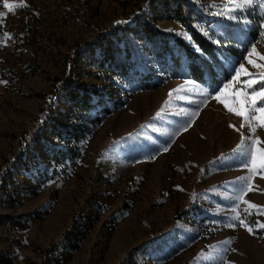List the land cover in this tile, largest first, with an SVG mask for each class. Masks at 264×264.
<instances>
[{
    "label": "rangeland",
    "instance_id": "obj_1",
    "mask_svg": "<svg viewBox=\"0 0 264 264\" xmlns=\"http://www.w3.org/2000/svg\"><path fill=\"white\" fill-rule=\"evenodd\" d=\"M8 2L17 7L8 11L0 0V171L45 112L49 116L39 133L45 143H60L56 133L70 120L63 103L51 100L67 73L72 47L101 35L111 24L132 23L143 4V0ZM198 2L208 15L237 22L235 45L242 55L225 63L229 79L212 87L164 73L156 87L144 89L117 74L102 72L97 78L90 74L98 73L97 68L85 64L77 68L78 80L119 103L85 139L68 172L46 175L51 165L45 145H32V156H23L29 169L21 164L11 168L7 191L13 198L0 199V213L33 214L26 227L0 222V254L13 264H264V228L258 226L264 224V169L250 171L251 153L264 149V127L256 126L253 136L244 118L215 99L230 82V97L233 92L251 94L259 89V84L246 85L259 79L264 68L244 57L253 44L264 55L260 35L264 21L256 9L258 4L264 9V0ZM219 21L211 23L217 45L229 37ZM149 23L196 48L176 20L152 17ZM195 25L210 35L202 23ZM248 31L256 38L251 40ZM131 38L139 48L141 65L149 67L143 36ZM250 59L264 64L255 55ZM241 63L248 74L232 81ZM259 106L264 103L258 101ZM243 137L248 139L238 152ZM78 216L83 230L78 247L60 248L44 259L43 250L57 242ZM241 220L253 229L251 233Z\"/></svg>",
    "mask_w": 264,
    "mask_h": 264
},
{
    "label": "trees",
    "instance_id": "obj_2",
    "mask_svg": "<svg viewBox=\"0 0 264 264\" xmlns=\"http://www.w3.org/2000/svg\"><path fill=\"white\" fill-rule=\"evenodd\" d=\"M258 6L256 9L264 21V9L260 4ZM137 10L140 17H136L132 23L123 26L111 24L101 35L72 47L73 55L68 61L67 73L61 79L51 100L53 104L60 101L63 103L70 125L61 127L56 133L60 143L56 145L45 143L39 133L44 126L43 119L45 118V121L49 116L45 112L44 118L32 127L28 136H22L16 153L7 160L0 171L1 200L10 202L13 198V193L7 191L11 168L21 164L23 168L29 169L28 162L23 156L26 153L32 156V145L46 147L47 161L51 165L49 172L45 171L46 175L48 173L49 176H60L76 164L85 139L91 135L102 118L110 113L112 106L116 107L119 103L118 100H109V96L103 90L76 78L77 68L82 64L97 68L98 73H90L94 77L99 78L102 72L117 74L123 77L127 84H133L135 81L144 89L156 87L164 73H168L169 76L189 77L212 87L229 79L230 72L225 63L242 55V50L235 45L238 44L234 34L236 21L208 15L198 0H143V4L139 5ZM152 17L176 20L189 32L196 48L194 49L183 38L166 33L150 24L149 20ZM215 20H220V27L229 35L225 40L229 45H223L225 42L223 39H220L219 45L214 43L213 37L216 32L211 23ZM196 23H202L210 35L201 33ZM132 34L143 36L145 51L151 60L149 67L143 68L141 65L139 48L133 42ZM246 34L251 40L256 38L254 31H248ZM48 110L51 111L50 108ZM32 216L33 214L29 213L17 216L0 213V222L14 227H26ZM180 217L181 215L177 219ZM82 238L83 230L78 216L71 221L57 242L51 243L43 250L44 259L56 254L60 248L65 250L77 248ZM0 264L13 262L0 254Z\"/></svg>",
    "mask_w": 264,
    "mask_h": 264
},
{
    "label": "snow or ice",
    "instance_id": "obj_3",
    "mask_svg": "<svg viewBox=\"0 0 264 264\" xmlns=\"http://www.w3.org/2000/svg\"><path fill=\"white\" fill-rule=\"evenodd\" d=\"M245 4L251 3L252 0H243ZM20 6H26V5H20ZM4 7L8 9V11H13L17 5L11 4L8 2V0H4ZM3 15V14H0ZM230 19H234V16H229ZM262 28H264V24L261 25ZM262 37H264V31L260 33ZM219 43V42H217ZM253 55L257 56L260 60H264V55L259 54L256 51L255 45H251L250 51H248L247 56L244 57L248 61L249 64L253 65L257 68H264V64H257L255 61L250 59ZM235 75L232 77V81H238L239 77L242 74H248L247 69L245 68L244 64H239L238 68L234 69ZM261 81H264V73L261 74L259 79H250L247 82V87L252 88L253 85L259 84V89H253L251 94H248L245 91H239V92H233L231 97L229 96L228 89L231 87V82L229 84H225L224 88L221 89L216 95L215 99L224 105V107L231 113H234L237 116H240L244 118L246 123L251 128V133L255 134L256 126L264 127V106L257 107V102L264 103V83ZM207 95H211V93H206ZM256 121V125H252V121ZM231 126V125H230ZM241 127H244L242 124ZM248 137H243L242 142L240 145H238L236 151H241L245 147V142L247 141ZM256 143H260L259 138H255ZM167 151V147L164 149ZM245 167H248V164H245ZM257 169H264V149L257 148L254 152L251 153V168L250 171H255ZM245 203H249L245 201ZM250 207L256 208L257 205L249 204ZM241 225L246 227L247 230L251 233L253 229L249 227L247 224L243 222V220L240 221ZM232 227L233 225H229ZM260 228H264V224L258 225ZM234 250V249H233Z\"/></svg>",
    "mask_w": 264,
    "mask_h": 264
}]
</instances>
